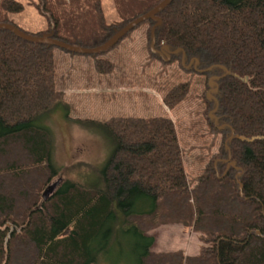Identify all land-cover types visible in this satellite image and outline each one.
Returning <instances> with one entry per match:
<instances>
[{
	"label": "trees",
	"instance_id": "1",
	"mask_svg": "<svg viewBox=\"0 0 264 264\" xmlns=\"http://www.w3.org/2000/svg\"><path fill=\"white\" fill-rule=\"evenodd\" d=\"M161 2L115 0L123 23L102 26L87 47ZM158 19L148 21L158 24L153 47L216 79L209 118L225 138L216 163L191 187L170 117L86 123L113 145L100 183L66 178L48 200L42 192L61 168L44 124L68 111L55 86L54 46L0 29V264H97L114 241L135 264H264V0H173ZM169 223L199 232L200 253L154 252L148 232Z\"/></svg>",
	"mask_w": 264,
	"mask_h": 264
},
{
	"label": "rangeland",
	"instance_id": "2",
	"mask_svg": "<svg viewBox=\"0 0 264 264\" xmlns=\"http://www.w3.org/2000/svg\"><path fill=\"white\" fill-rule=\"evenodd\" d=\"M14 1L21 4V10L5 7L10 5L8 1L0 0V23L36 37L57 34L81 48H90L87 46L102 38V26L111 32L123 23L115 0H89L78 8L70 7L73 0ZM50 13L62 22L60 26ZM151 29L148 21L143 22L99 54L53 47L55 86L68 111L56 110L44 124L52 136V156L61 168L52 181L71 178L91 187L100 183L97 169L108 159L113 145L104 133L88 129L86 123L93 127L113 118L170 117L184 151L191 187L209 163H216L225 141L210 120L214 112L209 98L216 84L210 80L216 79L153 47ZM148 234L155 238L152 249L156 253L183 249L195 256L203 244L199 232L180 223L159 225ZM97 264L135 261L126 245L120 249L114 241Z\"/></svg>",
	"mask_w": 264,
	"mask_h": 264
},
{
	"label": "water",
	"instance_id": "3",
	"mask_svg": "<svg viewBox=\"0 0 264 264\" xmlns=\"http://www.w3.org/2000/svg\"><path fill=\"white\" fill-rule=\"evenodd\" d=\"M172 2H173V0H162V2L159 3V5H157L155 8H153L151 11H149L148 13H146V14L140 16L139 18L135 19L134 21H132L131 23L126 25L123 29L118 31L111 38V40H108L105 44H103L99 47H95V48H81V47H77L75 45L63 42V41L58 40L56 38L32 36V35H29V34L22 32L20 29H18L14 25H11L8 23H0V29L8 30L9 32H12L13 34H15L16 36L21 38L22 40H26V41H29L32 43L47 44V45H51V46L60 47V49L63 48V49L68 50V51H72V52H76V53H82V54H97V53L99 54L101 52H104V51L110 49L114 45H116L128 32L133 30L136 26H139L141 23L149 21V20H158V24H159L161 22V20L158 19V14L161 13L163 10H165ZM157 25H155L152 29V36H153L152 46L154 44V29ZM210 82L212 85L216 83L212 80H210ZM60 179L61 178L56 179L54 182H52L50 185H48V187L44 190V192H42L44 200H48L51 197L52 193L59 186V184L61 182ZM239 186L242 189V186L241 185H239Z\"/></svg>",
	"mask_w": 264,
	"mask_h": 264
},
{
	"label": "crops",
	"instance_id": "4",
	"mask_svg": "<svg viewBox=\"0 0 264 264\" xmlns=\"http://www.w3.org/2000/svg\"><path fill=\"white\" fill-rule=\"evenodd\" d=\"M176 226H178V225H176ZM180 228H181V227H180ZM154 243H155V242H154ZM153 245H154V244H153ZM152 247H153V246H152ZM182 250H183V249H182ZM182 250H181V251H182ZM183 251H184V250H183ZM186 254H187V252H186ZM188 254H189V253H188ZM189 255H191V254H189Z\"/></svg>",
	"mask_w": 264,
	"mask_h": 264
},
{
	"label": "flooded vegetation",
	"instance_id": "5",
	"mask_svg": "<svg viewBox=\"0 0 264 264\" xmlns=\"http://www.w3.org/2000/svg\"><path fill=\"white\" fill-rule=\"evenodd\" d=\"M191 64V63H190Z\"/></svg>",
	"mask_w": 264,
	"mask_h": 264
}]
</instances>
